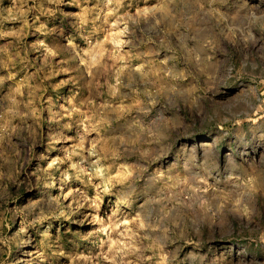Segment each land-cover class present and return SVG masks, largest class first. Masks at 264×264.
I'll return each instance as SVG.
<instances>
[{
    "label": "rangeland",
    "instance_id": "rangeland-1",
    "mask_svg": "<svg viewBox=\"0 0 264 264\" xmlns=\"http://www.w3.org/2000/svg\"><path fill=\"white\" fill-rule=\"evenodd\" d=\"M0 264H264V0H0Z\"/></svg>",
    "mask_w": 264,
    "mask_h": 264
},
{
    "label": "bare ground",
    "instance_id": "bare-ground-1",
    "mask_svg": "<svg viewBox=\"0 0 264 264\" xmlns=\"http://www.w3.org/2000/svg\"><path fill=\"white\" fill-rule=\"evenodd\" d=\"M203 145H208V144H203Z\"/></svg>",
    "mask_w": 264,
    "mask_h": 264
}]
</instances>
